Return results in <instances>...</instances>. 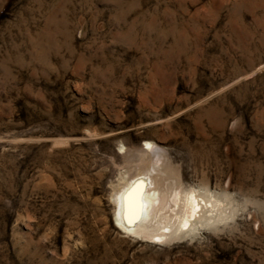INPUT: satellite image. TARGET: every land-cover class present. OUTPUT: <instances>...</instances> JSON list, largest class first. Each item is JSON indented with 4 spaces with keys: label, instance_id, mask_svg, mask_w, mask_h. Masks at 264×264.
<instances>
[{
    "label": "rangeland",
    "instance_id": "rangeland-1",
    "mask_svg": "<svg viewBox=\"0 0 264 264\" xmlns=\"http://www.w3.org/2000/svg\"><path fill=\"white\" fill-rule=\"evenodd\" d=\"M0 264H264V0H0Z\"/></svg>",
    "mask_w": 264,
    "mask_h": 264
},
{
    "label": "bare ground",
    "instance_id": "bare-ground-1",
    "mask_svg": "<svg viewBox=\"0 0 264 264\" xmlns=\"http://www.w3.org/2000/svg\"><path fill=\"white\" fill-rule=\"evenodd\" d=\"M158 171L156 165L152 166L148 174L136 177L115 196L118 204L115 219L118 224L117 227L122 232L130 235L146 233L148 226L150 227V223L156 220L158 215L162 214L164 210L169 208L170 202L168 196L161 190V182L158 179L160 174ZM189 196L185 199L186 203L184 211H182L183 215L180 218L179 231L191 228L199 220V214L202 212L203 207L197 196L194 194ZM167 230V232H170V229ZM166 233L159 235V240L166 238Z\"/></svg>",
    "mask_w": 264,
    "mask_h": 264
}]
</instances>
